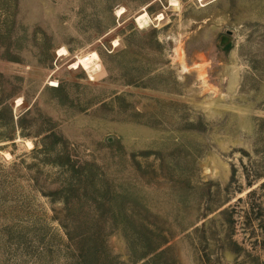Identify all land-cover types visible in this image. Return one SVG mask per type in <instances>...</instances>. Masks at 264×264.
<instances>
[{"label":"rangeland","instance_id":"rangeland-1","mask_svg":"<svg viewBox=\"0 0 264 264\" xmlns=\"http://www.w3.org/2000/svg\"><path fill=\"white\" fill-rule=\"evenodd\" d=\"M263 228L264 0H0V264H264Z\"/></svg>","mask_w":264,"mask_h":264},{"label":"bare ground","instance_id":"bare-ground-1","mask_svg":"<svg viewBox=\"0 0 264 264\" xmlns=\"http://www.w3.org/2000/svg\"><path fill=\"white\" fill-rule=\"evenodd\" d=\"M172 5H175V3H171ZM117 16H120L123 12H116ZM162 15L159 14L157 16V20L161 21L162 20ZM135 23L139 28H144L146 27L150 19L147 16V13L145 11H142L140 14H138L135 18ZM156 20V21H157ZM154 22V21H153ZM58 54L60 56H65L66 51L64 49H61L58 51ZM72 68H79L81 67L84 71H87L88 74H91L92 76L95 75L98 71H100V63H99V57L96 53L92 52L88 55H84L78 58L72 63L71 65ZM90 77V76H89ZM92 78V77H90ZM20 105V100L17 101V106ZM29 146H31L30 142H27Z\"/></svg>","mask_w":264,"mask_h":264},{"label":"trees","instance_id":"trees-1","mask_svg":"<svg viewBox=\"0 0 264 264\" xmlns=\"http://www.w3.org/2000/svg\"><path fill=\"white\" fill-rule=\"evenodd\" d=\"M58 87V86H57ZM264 229V228H263Z\"/></svg>","mask_w":264,"mask_h":264}]
</instances>
